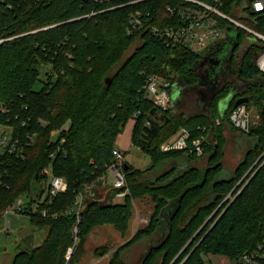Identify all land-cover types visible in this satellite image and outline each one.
<instances>
[{
    "label": "trees",
    "instance_id": "obj_1",
    "mask_svg": "<svg viewBox=\"0 0 264 264\" xmlns=\"http://www.w3.org/2000/svg\"><path fill=\"white\" fill-rule=\"evenodd\" d=\"M164 4L163 0H0V126L11 128L22 150V156L0 154L4 185L0 186V228L5 210L20 196L30 194L28 204L38 201L48 179L45 169L68 185L51 204L20 212L28 215L34 231L46 230L47 235L35 245L33 236L26 238L21 244L30 247L17 251L12 264L80 262L85 240L96 227L110 225L124 239L133 222L134 201L145 197L154 204L147 224L112 252L108 264H126L123 251L157 231L164 236L148 248L140 264H206L205 255L241 264L244 253L262 244L264 75L255 58L263 49L249 45L235 63L245 33L237 29L234 36L219 42L230 54V69L254 84L247 93L235 94L223 113L218 104L229 97L230 82L208 104V114L175 117L146 97V78L156 74L172 83L178 77L195 84L199 56L182 47L168 48L147 26L127 34L131 14H141L150 26L165 24ZM228 4L222 11L264 33V12L233 10ZM210 78L206 75L205 80ZM243 97L248 99L246 109L253 107L258 120L249 133H242L257 141L232 176H222L219 148L205 145L206 167L155 174L166 161L198 160L188 150H161L181 127L193 139L202 136L203 126L209 133V124L218 117L230 124L233 104ZM129 122L134 125L131 143L149 156L151 166L139 170L125 161L127 195L122 203H103L96 198V187L94 196L85 187L96 184L114 161L117 137ZM213 127L218 143L224 124ZM80 193L84 197L77 213L74 202ZM46 208L48 213L42 216ZM258 262L264 264V255Z\"/></svg>",
    "mask_w": 264,
    "mask_h": 264
},
{
    "label": "built area",
    "instance_id": "obj_2",
    "mask_svg": "<svg viewBox=\"0 0 264 264\" xmlns=\"http://www.w3.org/2000/svg\"><path fill=\"white\" fill-rule=\"evenodd\" d=\"M103 1V0H100ZM165 1L163 11L167 21L162 26H150L144 22L141 14H131L129 18V27L127 28V34H133L142 28H148L149 32L161 39L163 44L168 48L182 47L193 54H199L204 49L210 46L211 49L219 42L228 39V34L224 38H221V26H226V31L237 29L243 31L247 38H250L248 43H244V49L249 45L262 48V52L255 58L256 67L259 72L264 75V33L258 32L252 27L246 25L237 17L231 16L222 11L226 2L232 6L233 10H240L241 7L255 12H264V0H239L240 7L237 5V0H163ZM226 7V6H225ZM224 23V25H221ZM242 45V46H243ZM241 46V47H242ZM244 49L236 54V58L243 55ZM240 51V50H239ZM201 60V59H200ZM199 62V60H198ZM144 85V91L147 98L161 107L163 110L168 108L170 103V94L173 89L172 81L162 78L156 74H149L146 78ZM5 108H1L4 111ZM230 124L241 132L249 133L251 125V118L245 105H240L236 109L234 108L229 116ZM11 128L0 126V154L3 153H16L17 156H22V150L19 147L18 138L11 136ZM190 143V145H189ZM161 150L172 151L188 150L190 153H195L196 156H200L203 153V146L198 141V138H191L188 130L183 128L180 130L178 136L170 138L161 145ZM53 157V154L50 155ZM125 158L122 152H116L114 155V161L108 166L106 172L102 174L97 180L96 184L87 185L85 187L86 193L94 196L93 187H111L116 191V196L124 198L127 195L128 189L126 188V180L124 174ZM50 169H45L44 174L48 176L44 193L38 199L37 202H31V204L25 203L22 199L18 198L15 203L5 210L4 215L8 213H20L27 211L30 207L34 212L41 204H51L55 197L63 194L67 190V182L58 176L51 174ZM110 174V177L108 176ZM0 186H4L0 179ZM83 194H78L75 199L74 205L77 213L79 212L82 202ZM48 209H43L41 214L46 216ZM76 227L73 228V233L76 235ZM73 249H69L67 252V259L71 256ZM264 255V235L262 244L257 245L253 250L246 252L241 257V264H259V259ZM230 264V263H229Z\"/></svg>",
    "mask_w": 264,
    "mask_h": 264
},
{
    "label": "rangeland",
    "instance_id": "obj_3",
    "mask_svg": "<svg viewBox=\"0 0 264 264\" xmlns=\"http://www.w3.org/2000/svg\"><path fill=\"white\" fill-rule=\"evenodd\" d=\"M221 38H224L227 33H229V36H234L235 31L231 30L229 32L226 31V26H221ZM250 41V38H247L244 36L242 38V44L248 43ZM243 45L239 51L241 52L242 49H244ZM135 47H132V49ZM131 49V50H132ZM210 46L206 47L204 51L197 54L200 59H202L204 56L209 54L210 52ZM238 53V54H239ZM240 56L236 58L237 61L235 63H238V59ZM230 78L233 83H237V81H240L237 79V75L230 74ZM173 82V88L176 89V96L172 99L170 94V103L168 104L167 110H170L171 114L175 117H183L185 119H190L194 116H201L206 115L208 112L205 111V109L208 107V105L205 102H202V97H204L200 92L203 91L202 87L198 86V84H189L184 83L183 80L177 77L175 78ZM251 85L254 84L253 81L250 82ZM194 86V89L192 90L191 87ZM196 86V87H195ZM238 92L242 91V88L237 89ZM231 92H233L231 90ZM230 92V93H231ZM235 92V91H234ZM233 92V93H234ZM237 92V94H238ZM172 93V92H171ZM225 103H227V99H224ZM224 100L220 101L218 104V108H220L221 104L224 102ZM221 112V111H220ZM251 118V125L255 124L257 122V113L256 110L252 107L248 110ZM223 113V112H221ZM224 124V130H223V137L220 142H215L212 136L211 130H213L214 124L222 123ZM210 123L209 126L212 128L210 129L209 135L208 132H206L207 126H203L201 129V137H198V141L205 145L208 148H219L220 154H221V161L223 164V177H229L233 175V172L237 165L243 160V158L246 156V152L255 146L256 138L247 136L243 134L240 131H236L233 129H230L231 133L227 138H225V125L228 126L229 123L225 122V120H220L218 117L215 121V123ZM250 125V126H251ZM131 123H128L125 127L123 133L121 134V138H127L129 137ZM183 127H181L178 132L172 137L176 138L182 130ZM204 143V144H203ZM116 150H119L120 152L123 151V145L115 146ZM206 150V149H205ZM205 150L203 146V153L200 156H197L198 160L196 158L194 160L188 161L186 158H181L176 161H166L157 166V169L155 171V174H162L167 172L170 169L175 168L177 173L180 171H183L187 166H194L197 168H204L207 166V156L205 155ZM122 152V153H123ZM125 156V161L128 162L130 165H132L135 169L139 170H145L151 166V160L149 156L140 150L139 148L135 146H129L128 149L123 153ZM108 176L110 177V174L108 173ZM96 191V198L97 195L99 198H101V202L103 203H112V204H119L123 202V198L117 197L115 195V191L111 189V187H102L98 186ZM22 199L25 203L31 201V195L30 194H24L19 197ZM154 208V204L152 200L148 197L142 198L140 200L134 201V212H133V221H135L134 228H140L145 226L149 220V217L152 214V210ZM2 226L5 224V228L3 230H0V247H6L8 244L9 238H11V241H14L19 233H22V231H26L30 227L29 217L26 214L22 213H8L3 216L2 218ZM8 228V232L5 231V229ZM133 229H129L127 236L124 239H120L121 236L110 226H99L96 227L87 237L84 243V255L82 254V259L80 262L73 263V264H108V261L110 259V256L112 252H114L119 246L124 244L129 238H131V234L134 233L132 231ZM47 235L46 230H39L34 233L33 242L34 245L38 243H42L44 238ZM164 236V234H163ZM160 232L154 233L149 238H142L138 243L135 245L125 249L122 253V258L126 264H140L141 259L143 255L147 252L148 248L152 245H154L159 239L163 237ZM14 250L21 251L25 247H30V244L24 245L14 244ZM18 247V248H17ZM17 248V249H16ZM97 250V256L94 254V250ZM73 252L71 253L72 256ZM69 257V260L71 258ZM203 259L205 260L206 264H229L228 259L217 256V255H205L203 256Z\"/></svg>",
    "mask_w": 264,
    "mask_h": 264
},
{
    "label": "flooded vegetation",
    "instance_id": "obj_4",
    "mask_svg": "<svg viewBox=\"0 0 264 264\" xmlns=\"http://www.w3.org/2000/svg\"><path fill=\"white\" fill-rule=\"evenodd\" d=\"M222 42H225V40H223ZM224 50L226 49L223 48L222 50H220V52L215 54L214 52H210L201 60H199V62H197L195 73L198 81L196 82V84L202 87L203 91L200 92L204 96L202 97V102H205L207 105L214 99L216 95L220 94L225 89V84L227 82H230L232 84V91H235L234 94H237V89L239 88H242V91L238 92V94L247 93L248 89H250L249 87L251 86V81H249L248 79H239V75L235 74V71L229 68L227 61L230 58V54L229 52H225ZM217 60L219 61V64L214 65L213 61ZM230 74L237 75V79L240 81H237L236 84L233 83L230 78ZM206 75H209L211 77L210 81L205 80ZM214 75L215 80H213ZM191 89L193 90L194 86L191 87Z\"/></svg>",
    "mask_w": 264,
    "mask_h": 264
},
{
    "label": "crops",
    "instance_id": "obj_5",
    "mask_svg": "<svg viewBox=\"0 0 264 264\" xmlns=\"http://www.w3.org/2000/svg\"><path fill=\"white\" fill-rule=\"evenodd\" d=\"M171 92H172L171 93V97L173 99L174 96H176L175 94L177 93L176 92V89L173 88ZM226 105H227V103L223 102L221 104L220 108H219V111L224 112L225 111V108H226ZM205 111L207 112V108L205 109ZM129 123H131V125L134 126L132 124V122H129ZM132 126H131L130 131H129V133H130L129 137L122 139L121 138V134L123 133L122 132L117 137V140H116V146L123 145L124 152L128 149L129 146H133L132 143H131ZM230 129L236 130L230 124L228 126L225 125V135H224L225 138H227L229 136V134L231 133ZM117 151H119V150H117ZM121 152H123V151H121ZM246 154H247V152H246ZM134 224H135V221H133L132 224H130L131 225L130 230L133 229L132 231H134V233H135L138 228L137 227L134 228ZM4 226H5V224L0 228V230H3L6 227V226L5 227ZM5 231L8 232V228L5 229ZM35 232L36 231H34V229L30 226L26 231H22V233H19L18 236H17V238L14 241H11L12 239L9 238L7 246L6 247H0V264H12L13 263V259H14V255L16 253V251L14 250L15 247H13L14 244L16 243V245H19V244L23 243V241L26 238H28L29 236H33ZM134 233L131 234V237L134 235Z\"/></svg>",
    "mask_w": 264,
    "mask_h": 264
},
{
    "label": "water",
    "instance_id": "obj_6",
    "mask_svg": "<svg viewBox=\"0 0 264 264\" xmlns=\"http://www.w3.org/2000/svg\"><path fill=\"white\" fill-rule=\"evenodd\" d=\"M229 31H231V30H229ZM220 50H222V47H220V44H218V47H217V49H216V52H214V54L215 53H218V52H220ZM214 54H213V56H214ZM229 60H230V58H229ZM213 64L214 65H218L219 64V61L217 60V61H213ZM213 80H215V75H214V77H213ZM110 81V78H107L106 79V82L108 83ZM235 96V94L233 93V92H231L230 93V95H229V97L227 98V103H229V101L230 100H232V98ZM225 102V101H224ZM248 102V99L246 98V97H243V98H239V99H237L236 101H235V103L233 104V109L235 108H237L238 106H240V105H244V104H246Z\"/></svg>",
    "mask_w": 264,
    "mask_h": 264
}]
</instances>
